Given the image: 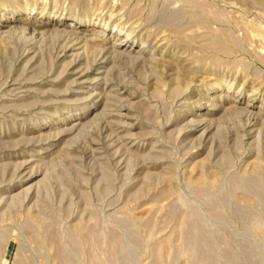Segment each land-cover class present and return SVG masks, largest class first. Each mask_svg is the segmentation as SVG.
Instances as JSON below:
<instances>
[{
	"label": "rangeland",
	"instance_id": "rangeland-1",
	"mask_svg": "<svg viewBox=\"0 0 264 264\" xmlns=\"http://www.w3.org/2000/svg\"><path fill=\"white\" fill-rule=\"evenodd\" d=\"M0 264H264V0H0Z\"/></svg>",
	"mask_w": 264,
	"mask_h": 264
}]
</instances>
